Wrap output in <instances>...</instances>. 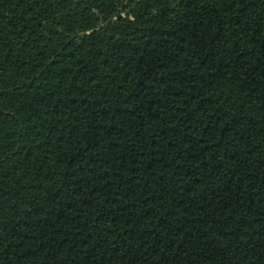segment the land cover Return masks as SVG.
<instances>
[{"label": "trees", "instance_id": "trees-1", "mask_svg": "<svg viewBox=\"0 0 264 264\" xmlns=\"http://www.w3.org/2000/svg\"><path fill=\"white\" fill-rule=\"evenodd\" d=\"M0 264H264V0H0Z\"/></svg>", "mask_w": 264, "mask_h": 264}]
</instances>
